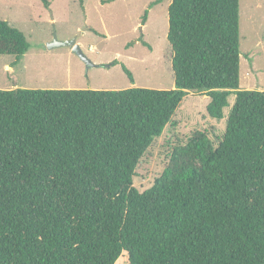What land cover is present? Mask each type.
I'll use <instances>...</instances> for the list:
<instances>
[{
  "label": "trees",
  "instance_id": "16d2710c",
  "mask_svg": "<svg viewBox=\"0 0 264 264\" xmlns=\"http://www.w3.org/2000/svg\"><path fill=\"white\" fill-rule=\"evenodd\" d=\"M167 41L172 90H0V264H264V91L239 89V0H170ZM28 49L0 20V56ZM189 92L216 120L234 94L223 138L196 132L139 192Z\"/></svg>",
  "mask_w": 264,
  "mask_h": 264
},
{
  "label": "rangeland",
  "instance_id": "374dc122",
  "mask_svg": "<svg viewBox=\"0 0 264 264\" xmlns=\"http://www.w3.org/2000/svg\"><path fill=\"white\" fill-rule=\"evenodd\" d=\"M156 1L0 0V20L19 30L29 44L15 66L13 56H0V90L174 89L167 41L170 0ZM54 38L59 42L76 39L84 55L97 66L86 69L69 47L49 49ZM239 39V89L264 91V0H239ZM113 62L117 64L109 66ZM122 66L132 73L133 82ZM234 99L231 94L224 117L216 120L206 111L210 98L189 92L171 123L140 160L133 186L139 192L150 188L174 148L185 145L196 132L205 133L217 146ZM115 264H129L127 253L122 252Z\"/></svg>",
  "mask_w": 264,
  "mask_h": 264
},
{
  "label": "water",
  "instance_id": "95a60500",
  "mask_svg": "<svg viewBox=\"0 0 264 264\" xmlns=\"http://www.w3.org/2000/svg\"><path fill=\"white\" fill-rule=\"evenodd\" d=\"M69 47L71 49V52L75 55H77L82 62L86 65V69L96 67L97 65L94 64L91 60H89L84 53L82 52L80 46L76 42V39H72L70 41L65 42H59L54 38V41L48 45V48H54V47Z\"/></svg>",
  "mask_w": 264,
  "mask_h": 264
}]
</instances>
